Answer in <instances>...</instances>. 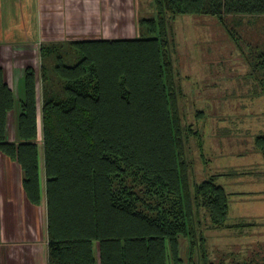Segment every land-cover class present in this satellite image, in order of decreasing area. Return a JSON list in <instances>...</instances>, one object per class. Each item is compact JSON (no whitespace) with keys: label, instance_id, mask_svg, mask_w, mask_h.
<instances>
[{"label":"trees","instance_id":"1","mask_svg":"<svg viewBox=\"0 0 264 264\" xmlns=\"http://www.w3.org/2000/svg\"><path fill=\"white\" fill-rule=\"evenodd\" d=\"M154 1L157 12L142 17L147 31L138 37L40 48L48 264H185L183 238L190 240L193 264H264V244L242 260H209L206 230L257 225L228 222L234 192L220 178L256 172L192 176L186 143L201 133L183 125L170 38L181 15L216 17L235 37L229 17L264 15V0ZM65 45L80 53L77 63H65ZM53 54L54 78L44 58ZM252 72L264 94L263 50ZM37 74L33 66L25 69V96L18 101L0 67V150L20 164L34 205L43 199ZM10 112L17 114L16 142L8 136ZM255 143L264 156V133Z\"/></svg>","mask_w":264,"mask_h":264},{"label":"rangeland","instance_id":"2","mask_svg":"<svg viewBox=\"0 0 264 264\" xmlns=\"http://www.w3.org/2000/svg\"><path fill=\"white\" fill-rule=\"evenodd\" d=\"M156 12L154 0H135L130 11V31L124 37L133 38L140 36L141 32L145 33L146 27L139 24L140 20ZM228 23L236 32L235 37L229 34L227 27H223L216 17L181 15L172 23L170 35L173 39L177 81L182 89L179 106L183 125H192V130L201 133L200 136L192 134L186 143L192 176L201 179L206 176V172L209 174L230 169L256 172L234 174L235 177L222 176L219 180L228 191L234 192L231 195L228 222H256L257 225L248 226L250 228L242 232L236 228L206 230L208 257L215 263L222 259L231 262L233 257L242 260L256 250L258 245L264 244V156L259 153L255 143L257 135L264 133V94L260 93L252 72L257 54L264 51V15L230 16ZM108 29L112 31L118 28L100 27L99 37L107 35ZM38 55L36 67L40 91L42 195L45 194L47 207L41 119L42 59L41 54ZM62 55L68 65L80 59V53L72 45H65ZM44 58L54 78L57 56L53 54ZM202 139L203 145L200 144ZM202 151L210 159L209 162L202 158ZM202 219L206 227L209 218L203 213ZM182 252L185 264H193L189 262L190 240L187 238L182 239ZM193 256L197 260V253Z\"/></svg>","mask_w":264,"mask_h":264},{"label":"crops","instance_id":"3","mask_svg":"<svg viewBox=\"0 0 264 264\" xmlns=\"http://www.w3.org/2000/svg\"><path fill=\"white\" fill-rule=\"evenodd\" d=\"M133 4L135 0H0V67L18 101L25 96V69L38 70L44 42L122 38L130 31ZM113 26L118 29L99 37L100 27ZM37 89L39 104L38 74ZM15 117L9 113L8 134L16 142ZM45 204V194L40 205L29 201L20 164L0 150V264H48Z\"/></svg>","mask_w":264,"mask_h":264}]
</instances>
